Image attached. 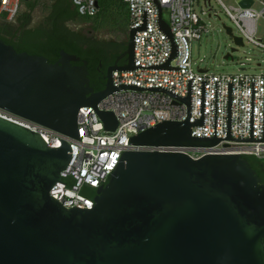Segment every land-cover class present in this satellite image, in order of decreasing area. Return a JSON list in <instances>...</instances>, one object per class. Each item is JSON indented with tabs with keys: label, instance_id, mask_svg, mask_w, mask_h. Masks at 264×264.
Instances as JSON below:
<instances>
[{
	"label": "water",
	"instance_id": "95a60500",
	"mask_svg": "<svg viewBox=\"0 0 264 264\" xmlns=\"http://www.w3.org/2000/svg\"><path fill=\"white\" fill-rule=\"evenodd\" d=\"M159 25L172 41L161 9ZM134 33L128 32L126 50L107 67L99 91L89 84L87 62L72 64L79 61L75 55L61 50L49 63L0 39V110L79 139L78 110L91 106L103 129L115 130L112 111L96 105L119 90L112 71L133 69ZM231 38L225 59L243 45L240 37ZM175 54L174 47L170 59ZM184 101L189 105V97ZM200 123L163 121L130 143L218 145L217 138L191 136ZM69 159L62 138L52 148L37 132L0 116V264H264V184L243 156L124 151L84 209L65 208L49 194L55 182L63 183L60 171Z\"/></svg>",
	"mask_w": 264,
	"mask_h": 264
},
{
	"label": "built area",
	"instance_id": "2783aa9c",
	"mask_svg": "<svg viewBox=\"0 0 264 264\" xmlns=\"http://www.w3.org/2000/svg\"><path fill=\"white\" fill-rule=\"evenodd\" d=\"M22 1L0 0V14L12 20ZM124 1L128 6L129 31L135 30L134 67L112 71V85L119 90L96 105L97 110L112 111L118 122L115 130H104L91 106L78 110L79 139L0 110V116L37 132L47 146L57 148L59 138L69 144L70 159L60 171V181L65 184L57 181L49 190L65 208L91 207L95 189L107 183L124 151H179L193 158L216 152L264 160V65L261 62L255 65L261 69L258 73H212L195 68L191 54L193 42L209 31L203 17L216 15L212 1L228 17L230 37H240L243 45L253 44L264 52V0H251L249 7L241 6L238 0L231 4L203 0L200 13L195 9V0ZM72 3L80 15L93 16L97 12V0H72ZM159 9L161 18L169 25L172 41L159 25ZM174 47L176 54L170 59ZM168 61L169 68H164ZM186 97L189 105L184 101ZM186 120L192 124L201 120L191 127V136L217 138L218 145L190 149L130 143L132 136L158 123Z\"/></svg>",
	"mask_w": 264,
	"mask_h": 264
},
{
	"label": "trees",
	"instance_id": "16d2710c",
	"mask_svg": "<svg viewBox=\"0 0 264 264\" xmlns=\"http://www.w3.org/2000/svg\"><path fill=\"white\" fill-rule=\"evenodd\" d=\"M40 0H23L20 10L9 24H0V39L10 44L17 52L39 55L54 63L61 50L79 58L73 65L87 62L89 84L94 91L104 88L107 67L126 50L129 30L128 6L124 0H98L97 12L93 16L80 15L72 0H49L46 15L35 26L32 12ZM80 22L87 26L72 28L70 24ZM114 35L107 39L103 32ZM123 36V37H122ZM122 38V39H121ZM125 60H120L123 64ZM264 184V160L243 156ZM87 195L92 192H85Z\"/></svg>",
	"mask_w": 264,
	"mask_h": 264
},
{
	"label": "rangeland",
	"instance_id": "374dc122",
	"mask_svg": "<svg viewBox=\"0 0 264 264\" xmlns=\"http://www.w3.org/2000/svg\"><path fill=\"white\" fill-rule=\"evenodd\" d=\"M195 9L198 13L204 7L203 0H195ZM226 4L233 3V0H223ZM50 3L49 0H40L35 10L32 12V22L30 26H35L40 23L46 15V6ZM211 5L216 15L212 18L203 17L204 23L208 26V33L202 36L199 41L192 44L191 54L194 67L198 69H207L212 73H228L235 74L241 72L258 73L261 69L255 67L258 62L264 65V52L253 44L244 43L241 47H236V51L232 53V59H225L224 56L233 47V39L226 33L223 25L231 27L228 17L221 10L217 2L212 1ZM24 10V7H20ZM163 17L167 19V13L164 12ZM13 22L7 19L4 14H0V24H9ZM262 25V24H261ZM72 28L87 26L80 22L70 24ZM263 25L260 31L263 32ZM127 31H129L127 29ZM111 36L112 33L103 32L101 37L105 39ZM123 37V36H122ZM122 39V38H121Z\"/></svg>",
	"mask_w": 264,
	"mask_h": 264
},
{
	"label": "flooded vegetation",
	"instance_id": "af4514ba",
	"mask_svg": "<svg viewBox=\"0 0 264 264\" xmlns=\"http://www.w3.org/2000/svg\"><path fill=\"white\" fill-rule=\"evenodd\" d=\"M125 58H126V57H123V58L120 59V60H125ZM120 60H119V61H120ZM261 172L264 174V169L261 168Z\"/></svg>",
	"mask_w": 264,
	"mask_h": 264
}]
</instances>
